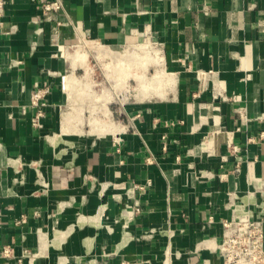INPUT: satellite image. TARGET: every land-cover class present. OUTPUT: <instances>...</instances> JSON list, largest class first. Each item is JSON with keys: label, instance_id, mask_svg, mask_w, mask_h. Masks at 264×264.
Masks as SVG:
<instances>
[{"label": "crops", "instance_id": "0c3cea01", "mask_svg": "<svg viewBox=\"0 0 264 264\" xmlns=\"http://www.w3.org/2000/svg\"><path fill=\"white\" fill-rule=\"evenodd\" d=\"M46 1L0 17V264H222L223 222L264 234V0Z\"/></svg>", "mask_w": 264, "mask_h": 264}, {"label": "built area", "instance_id": "2783aa9c", "mask_svg": "<svg viewBox=\"0 0 264 264\" xmlns=\"http://www.w3.org/2000/svg\"><path fill=\"white\" fill-rule=\"evenodd\" d=\"M5 4L6 0H0V17L4 14ZM41 8L43 13L48 15L62 10V4L59 0H51L44 2ZM146 42L153 47L156 46V42L151 38H147ZM87 71L91 75L98 74L103 77L105 76L97 61H94V63L88 67ZM91 83L94 86L100 84V82ZM49 92L50 88L48 86H43L37 87L31 93V106L37 109L31 120L35 128H42L41 119L44 118L42 108L45 106L44 100ZM136 211H138L137 208ZM222 226L223 234L217 248L222 264H264V234L261 221L254 219L251 214L245 213L230 221L223 222ZM10 253L11 251L8 248L3 250V255L5 257H8ZM22 258H31V255L24 251L18 262H20Z\"/></svg>", "mask_w": 264, "mask_h": 264}, {"label": "rangeland", "instance_id": "374dc122", "mask_svg": "<svg viewBox=\"0 0 264 264\" xmlns=\"http://www.w3.org/2000/svg\"><path fill=\"white\" fill-rule=\"evenodd\" d=\"M76 47L77 46H75V45H71L69 50L72 52L73 50H76L77 49ZM142 49L145 50V51H147V53L149 54V56H151L152 55L151 54V51H152V49H154V47L151 44H148V43L146 44L145 43V45L142 46ZM93 63L94 62L92 61V58H89V60L87 61V65H86L87 67H85V68H83V70L77 72L76 79H78L79 82H106L105 80H108V78H107V76H106V74L104 72L103 73L105 74V76L103 77V76L98 75V74L97 75H91L87 71L88 67L90 65H92ZM127 81L128 80H126V82ZM131 89H133V88H131Z\"/></svg>", "mask_w": 264, "mask_h": 264}]
</instances>
